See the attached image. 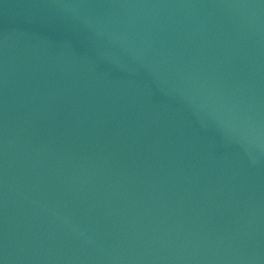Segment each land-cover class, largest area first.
Here are the masks:
<instances>
[{
  "label": "water",
  "instance_id": "water-1",
  "mask_svg": "<svg viewBox=\"0 0 264 264\" xmlns=\"http://www.w3.org/2000/svg\"><path fill=\"white\" fill-rule=\"evenodd\" d=\"M0 264H264V0H0Z\"/></svg>",
  "mask_w": 264,
  "mask_h": 264
}]
</instances>
